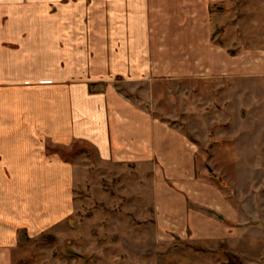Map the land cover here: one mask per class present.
<instances>
[{
	"label": "rangeland",
	"instance_id": "obj_1",
	"mask_svg": "<svg viewBox=\"0 0 264 264\" xmlns=\"http://www.w3.org/2000/svg\"><path fill=\"white\" fill-rule=\"evenodd\" d=\"M86 3L80 39L88 55L91 30L104 32L110 21L98 13L95 23ZM177 4L172 17L183 21L184 4ZM201 8L211 38L194 59L220 70L199 71L188 81L167 73L134 83L109 82L99 71L107 82L90 87L114 84L184 134L193 144V173L158 160L106 162L85 142L50 148L73 167L74 209L65 229L27 241L18 264H264V0H203ZM110 11L118 38L96 41L116 51L127 40L118 31L126 23L122 8ZM160 63L167 67L169 60Z\"/></svg>",
	"mask_w": 264,
	"mask_h": 264
},
{
	"label": "crops",
	"instance_id": "obj_2",
	"mask_svg": "<svg viewBox=\"0 0 264 264\" xmlns=\"http://www.w3.org/2000/svg\"><path fill=\"white\" fill-rule=\"evenodd\" d=\"M222 1L234 0H207ZM66 2L0 0V264H18L27 241L65 229L73 212V167L50 148L85 142L106 162L158 160L170 163L174 172L193 173L189 139L137 107L114 84L91 90L98 82H107L98 78L99 71L106 72L109 82L122 77L134 83L167 73L188 81L199 71L221 69L208 60L194 59L208 48L211 38L209 18L202 15L207 13L201 8L203 0ZM86 2L91 3L93 21L104 13L111 28L91 30L88 55L81 51L80 39ZM177 2L187 13L180 22L172 17ZM108 8L110 12L122 8L126 23V29L118 31L127 40L116 51L107 42L102 46L96 41L101 36L118 38ZM172 22L177 24L173 29ZM181 22L185 25L180 27ZM70 38L74 40L66 47ZM151 55L160 62L169 60L167 67L152 62ZM178 70L185 72L177 74Z\"/></svg>",
	"mask_w": 264,
	"mask_h": 264
},
{
	"label": "trees",
	"instance_id": "obj_3",
	"mask_svg": "<svg viewBox=\"0 0 264 264\" xmlns=\"http://www.w3.org/2000/svg\"><path fill=\"white\" fill-rule=\"evenodd\" d=\"M78 256V255H77Z\"/></svg>",
	"mask_w": 264,
	"mask_h": 264
}]
</instances>
